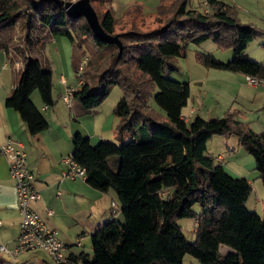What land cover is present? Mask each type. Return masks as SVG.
I'll return each instance as SVG.
<instances>
[{
    "label": "trees",
    "instance_id": "obj_1",
    "mask_svg": "<svg viewBox=\"0 0 264 264\" xmlns=\"http://www.w3.org/2000/svg\"><path fill=\"white\" fill-rule=\"evenodd\" d=\"M205 1L203 11L190 7L191 0H174L169 16L162 4L157 10L166 17L161 26L149 31L135 26L118 33L121 55L115 44L96 37L80 17L99 50L97 55L105 52L110 62L97 75L101 91L92 92L84 81L76 95L89 111L100 106L115 85L123 95L114 108L118 142L92 145L78 132L73 138V159L85 168L90 185L117 192L122 219L106 220L92 235L93 253L72 255L71 264H182L186 254L200 264H264V219L246 205L251 183L231 175L208 154L213 136L237 135L254 157L264 185V133L254 132L233 111L223 117L196 115L186 121L182 112L191 96L190 85L168 74L177 70L176 58L186 56L189 44L212 40L219 48H232L233 57L224 62L199 53V61L207 68L264 78V63L247 54L249 44L264 32L242 22L235 6L222 0ZM71 2L0 0V47L10 44L13 28L23 21L29 26L26 39L31 50L34 40L66 36L84 56V45L73 33L79 18L71 19L66 12ZM99 19L107 33L117 34L110 10ZM87 60L85 68L93 62ZM149 82L151 87L146 88ZM35 91L45 104L55 103L52 72L38 58L25 56L20 80L6 105L20 113L33 135L49 127L31 99ZM183 218L196 220L194 241L179 224ZM223 245L227 252L221 251Z\"/></svg>",
    "mask_w": 264,
    "mask_h": 264
},
{
    "label": "crops",
    "instance_id": "obj_2",
    "mask_svg": "<svg viewBox=\"0 0 264 264\" xmlns=\"http://www.w3.org/2000/svg\"><path fill=\"white\" fill-rule=\"evenodd\" d=\"M164 1L105 0L101 14L103 16L106 11L110 10L117 21L124 19L134 6H141L146 14H154ZM200 1L206 6L205 0H198V2ZM223 1L241 6L240 8H248L246 5L248 0ZM192 3L194 4V2ZM258 9L264 12V0H258ZM240 11L247 12L242 9ZM253 15L255 14L252 13L248 17L251 18ZM242 22L250 23L249 21ZM60 45L58 37H53L35 44L33 50L29 48V45L24 52L20 51L18 53L19 51L15 50V56L11 52L10 44L7 47H0V146L7 142H12L16 146H19V144L23 146L28 167L35 174V186L40 192V197L31 202V207L43 217L48 227L56 233L57 237L68 245L66 254L70 260L72 255L92 254L93 233L106 220L111 218L121 220L122 214L121 204L114 189L102 191L90 185L86 177L65 176V171L69 169L65 159L73 158L75 149L73 138L78 132L88 137L92 145H96L100 141L118 142L116 140V127L119 120L113 111L106 119H100L103 121L100 125H97L94 131L84 129L81 122L84 119H93L100 112V106L92 111L85 109L76 95L82 90L84 84L80 83L81 78L77 70L85 59L87 61V58L83 55L81 58L76 55L71 56L68 67L64 66L61 72L59 65H55L54 62L64 52L63 49H60ZM73 45L75 53H77V46ZM87 49L86 51H88ZM247 54L252 60H261L248 49ZM25 56L38 58L42 62L43 68L50 70L53 75V98L55 102L53 105L45 104L38 91H35L31 96L33 103L49 122V127L36 135L30 133L20 113L6 105L7 99L20 80ZM228 58H231V55ZM221 61L227 62L226 60ZM261 61L264 63L263 60ZM55 66L57 67L55 68ZM68 72H72L73 79L67 77ZM85 72L83 82H89L88 79L85 80ZM206 73L209 77L207 79H220L226 86L229 85L234 88L235 97H231L233 101L231 105L226 107L229 108L228 111H233L235 117L254 132L264 133V84H250L248 75L242 72L209 68ZM191 84L189 82L191 96L182 112V116L188 122L196 115L201 117L203 115L201 108L203 101L194 97ZM102 88L103 86L99 90ZM240 143L237 135H215L209 140L208 149L215 147V152L227 151L231 156V160L226 161L227 165H225V157L221 153L214 156L216 162L222 164L225 168H236L237 166L240 168L236 155L234 157V153H230L235 148L241 147ZM227 171L235 177L246 178L251 183L253 192L254 182L258 181L259 174H255L256 176L253 179L244 175L242 169L236 172ZM252 174L254 175V172ZM251 195L246 202L247 208ZM248 209L258 212L264 219V199L253 203ZM20 222L21 214L16 181L10 173L9 158L0 153V246H6L10 250L16 246V239L20 232ZM227 251L228 249L224 252ZM0 258L9 260L11 257L7 253H0ZM67 263L71 264V261ZM17 264L58 263L51 259L46 251L38 248L22 253Z\"/></svg>",
    "mask_w": 264,
    "mask_h": 264
},
{
    "label": "rangeland",
    "instance_id": "obj_3",
    "mask_svg": "<svg viewBox=\"0 0 264 264\" xmlns=\"http://www.w3.org/2000/svg\"><path fill=\"white\" fill-rule=\"evenodd\" d=\"M76 1V0H72ZM105 0H91V3L95 10L97 11L99 17H102V10L104 8V2ZM174 0H165L163 2L164 12L168 13L167 16L170 15L171 9H172V3ZM223 1V0H222ZM194 2V4L192 3ZM190 2V7L198 8L200 10L206 11L207 7L202 3V1L198 2V0H192ZM225 2V1H224ZM226 3L230 4V2L226 1ZM232 6L236 7V14L237 17L246 22H250V24L257 27L260 31L264 32V12H261V10L258 9V0H248V3L246 4L248 8H240L239 6L230 4ZM244 10L247 12H243L240 10ZM169 10V11H167ZM258 13H257V12ZM253 15L251 18L248 17V15ZM248 14V15H247ZM166 19L165 15L159 14L158 12L154 14H146L141 6H134L129 14L124 18L117 20L116 29L115 32L118 34L119 32H126L131 30L133 27L136 26L138 30L142 31H149L153 30L159 26H161L162 23H164V20ZM251 20V21H250ZM84 18H79L77 21V24L74 27L73 33L76 35L77 40L79 43H82L84 45L83 48V54L86 56V58H91L93 60L92 65L87 66L85 69V66L83 68L82 78L84 77V72L86 70V77L85 80L88 79L90 85H91V91L92 92H99V88L102 86L98 83L97 75L101 72L103 68H105L108 63L110 62L108 55L104 52L102 53V56L99 57L100 54L99 50L95 48V44L93 42L92 36L87 33L85 25H84ZM29 26L26 25L23 21H20L17 23L16 27L13 28V32L11 33L9 37V43L11 46V52L13 56H15L14 51L17 50L24 52L25 48L29 45V42L26 39V35L28 33ZM85 33V34H84ZM85 37H84V36ZM66 36H58V39L60 40V49H63V53L56 58L55 65H59V68L62 69L64 66L68 67V61L71 56H79L82 57V52L79 53L81 50L76 47L77 53H75V48L73 43L68 39ZM36 39V38H35ZM36 41V42H35ZM35 44L40 43L37 40H34ZM71 42V43H70ZM34 44V43H33ZM87 46V48H86ZM86 49L88 51H86ZM95 49V50H94ZM248 51H252V54L256 57L258 56L261 58V60L264 61V33L261 35H258L255 37V39L249 44ZM111 52L115 53L114 49H111ZM199 53H210L214 55L219 60H230L233 57V50L232 48H219L218 44L212 40H206L199 44H189L187 48L186 56L184 57H178L176 58L175 64L177 70L168 72L169 76L172 79L185 81V82H191V89L192 93L194 94L195 98H200L203 102L201 105L202 108V117L205 119L208 118H216V117H223L228 112L229 105L232 103V98L235 97V91H233L234 88H231L229 85H225V83L221 82L220 79H207L209 78L207 76V68L205 65H203L199 61L198 54ZM231 55V58H228ZM252 55V56H253ZM83 56V57H84ZM254 57V56H253ZM261 60H258L262 62ZM88 61V60H87ZM86 61V63H87ZM57 66H55L56 68ZM80 67V66H79ZM218 70V69H215ZM78 73V71H77ZM140 76V73H138ZM207 76V77H206ZM69 79H73L72 72H68ZM146 80V77L143 76ZM84 80V78H83ZM149 86L146 88L151 87V83L149 82ZM123 95V91L120 86H113L109 89L108 96L103 101V103L100 105V112L95 116L93 119H84L81 123L84 125V129L89 131H94L97 127V125H100L101 121L100 119H106V117L113 113L115 106L117 105L118 101ZM151 103L154 106L157 111H161L160 108L155 104L154 100L151 99ZM224 111V112H223ZM162 112V111H161ZM241 147L235 148V150L230 153H234L236 155L239 166L236 168H227V170L232 171H239L242 169L244 172V175L250 176L253 179L255 178V174H259L258 181L254 182V190L252 192L249 206L250 208L253 203H256L258 200L261 201L264 199V185L262 182V179L260 177V173L256 168L255 159L250 154L245 147L240 143ZM214 151V152H211ZM215 147L208 149V154H211L215 156L216 154H223L225 157V162L231 160V156L227 151L220 150V152H215ZM235 157V156H234ZM230 163V162H229ZM227 165V162L226 164ZM230 167V166H229ZM254 172V175L252 174ZM195 211H200V205L196 204L194 207ZM179 224L181 225L184 234L190 241H194L196 239V220L194 218H183L179 220ZM226 249H228L227 246L223 245L221 247V251L224 252ZM182 264H200L199 261L191 256L190 254H186L183 258Z\"/></svg>",
    "mask_w": 264,
    "mask_h": 264
},
{
    "label": "built area",
    "instance_id": "obj_4",
    "mask_svg": "<svg viewBox=\"0 0 264 264\" xmlns=\"http://www.w3.org/2000/svg\"><path fill=\"white\" fill-rule=\"evenodd\" d=\"M85 61L78 68V75L83 84V68ZM248 81L252 85L264 84V78L248 75ZM68 98V96H67ZM66 98V99H67ZM0 153L9 158L11 176L16 181L19 209L21 214L20 232L16 239V246L10 250L6 246H0V253H7L10 259L0 258V264H17L20 255L33 249H43L55 262H69V256L66 254L68 245L61 241L56 233L48 227L45 220L32 207L31 202L40 197V192L35 186V174L28 167L26 153L23 146H16L12 142L0 146ZM68 171L65 176L86 177V170L80 166L73 158H66ZM116 204L114 203V206Z\"/></svg>",
    "mask_w": 264,
    "mask_h": 264
},
{
    "label": "water",
    "instance_id": "obj_5",
    "mask_svg": "<svg viewBox=\"0 0 264 264\" xmlns=\"http://www.w3.org/2000/svg\"><path fill=\"white\" fill-rule=\"evenodd\" d=\"M66 12L71 19L84 17L91 31L96 37L108 44H115L119 48V55L123 50V43L118 34H110L103 28L99 16L93 7L91 0H76L68 4ZM60 264H69L62 262Z\"/></svg>",
    "mask_w": 264,
    "mask_h": 264
}]
</instances>
